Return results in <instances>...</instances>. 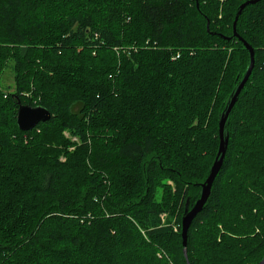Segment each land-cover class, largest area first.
Listing matches in <instances>:
<instances>
[{"label":"trees","instance_id":"trees-1","mask_svg":"<svg viewBox=\"0 0 264 264\" xmlns=\"http://www.w3.org/2000/svg\"><path fill=\"white\" fill-rule=\"evenodd\" d=\"M245 1L0 0V73L11 61L17 85H0V264H188L182 219L250 66ZM236 32L255 66L190 264L264 258V0ZM19 101L51 118L21 130Z\"/></svg>","mask_w":264,"mask_h":264},{"label":"water","instance_id":"water-1","mask_svg":"<svg viewBox=\"0 0 264 264\" xmlns=\"http://www.w3.org/2000/svg\"><path fill=\"white\" fill-rule=\"evenodd\" d=\"M260 1L261 0H247V1H245L243 4H241L240 9L237 12V15H236L235 20H234V24H233L234 34L236 37H238L244 43L245 47L249 50L251 61H250V66L244 75V78L242 79V81L238 85V87H237L228 107H227V110L225 111V113L223 114V116L221 117V119L219 121V139H220L219 150H218L216 159H215V161L211 167L209 176L207 177L206 181L201 184L202 191H201L200 197L198 198V200L195 202L193 207L185 214V216L182 219L183 252H184V256H185L188 264H190L188 261V253H187L189 228H190L193 220L195 219V217L203 210L204 206L206 205V203L209 200V197H210L211 192H212L213 183H214L215 178L218 175V173H219V171L223 165L225 154H226V147H227L228 141H227V138L225 136V126H226L227 120H228L234 106L237 103V100H238L240 93L242 92L246 83L248 82V80L252 74V71L254 69V66H255L254 48L247 41H245L243 38H241L238 35V33L236 32L237 21L239 19V16L242 14L243 10L248 5L256 4ZM18 105L19 106H18L17 115H16L17 125L23 131L31 130L34 127H36L40 122L48 121L51 118V112L47 108H45L41 105L31 106L28 104H23L20 101L18 102ZM259 264H264V258Z\"/></svg>","mask_w":264,"mask_h":264},{"label":"rangeland","instance_id":"rangeland-1","mask_svg":"<svg viewBox=\"0 0 264 264\" xmlns=\"http://www.w3.org/2000/svg\"><path fill=\"white\" fill-rule=\"evenodd\" d=\"M0 85L2 86V88L6 92H12L13 93L16 90L17 85H16V81H15V74L13 71V63L11 61H7L5 63V66L0 73ZM25 96L31 97L32 92L26 93ZM33 106H37V105H33ZM64 134H65V136L71 138L70 135H68V133L66 131H64ZM72 140H75V139H72ZM71 149H74V147H72ZM166 216H167V214H165V213L161 214L162 222L165 221Z\"/></svg>","mask_w":264,"mask_h":264}]
</instances>
